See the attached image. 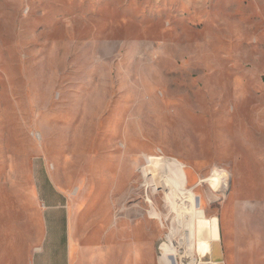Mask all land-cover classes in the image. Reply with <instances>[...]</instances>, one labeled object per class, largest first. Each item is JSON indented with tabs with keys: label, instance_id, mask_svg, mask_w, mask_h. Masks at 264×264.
I'll list each match as a JSON object with an SVG mask.
<instances>
[{
	"label": "rangeland",
	"instance_id": "obj_1",
	"mask_svg": "<svg viewBox=\"0 0 264 264\" xmlns=\"http://www.w3.org/2000/svg\"><path fill=\"white\" fill-rule=\"evenodd\" d=\"M165 157L203 243L212 219L227 244L264 227V0H0V264L95 228L156 258L181 219L149 164Z\"/></svg>",
	"mask_w": 264,
	"mask_h": 264
},
{
	"label": "crops",
	"instance_id": "obj_2",
	"mask_svg": "<svg viewBox=\"0 0 264 264\" xmlns=\"http://www.w3.org/2000/svg\"><path fill=\"white\" fill-rule=\"evenodd\" d=\"M209 1L217 3V0ZM124 228L114 231L115 235L111 238L109 234L112 230L95 228L101 233L100 240L87 246L77 243L72 235L75 231H69L68 241L63 249L64 257L57 255L56 247L51 245L48 255L35 257L28 264H148L147 261H150L149 264H158L151 252L150 260L138 255L130 256V244ZM241 230L238 233L234 230L233 241L227 244L224 240V231L220 232L218 229L220 264H264V227L251 226ZM225 233L230 238L231 232L226 230ZM231 250H233L232 255H230ZM206 253L207 251L204 250V254ZM202 255V252L198 255L200 264H215L212 261H202Z\"/></svg>",
	"mask_w": 264,
	"mask_h": 264
},
{
	"label": "bare ground",
	"instance_id": "obj_3",
	"mask_svg": "<svg viewBox=\"0 0 264 264\" xmlns=\"http://www.w3.org/2000/svg\"><path fill=\"white\" fill-rule=\"evenodd\" d=\"M149 164L153 168L154 174L158 175L160 178H166V176H172V180L180 185V192L178 195L171 196L169 192V198L167 200V205L175 210L177 214L180 213V220H176L177 226L185 229L187 233L191 236H197V250L198 255L202 252V261H212L215 264H220L219 261V249H218V225L216 219H212L208 227V242L203 243L202 229H203V218L199 215V199L192 191L193 189L187 190L183 182L185 181L179 173V168L174 167L176 165L173 163L172 159L169 157L157 158L156 160H150ZM229 176L224 170L216 169L207 178L208 185L218 190L222 187V191L229 188ZM220 185V186H219ZM223 191V192H224ZM175 213V214H176ZM194 233V235H193ZM197 233V234H196ZM200 234V235H199ZM204 250L207 251L204 254Z\"/></svg>",
	"mask_w": 264,
	"mask_h": 264
},
{
	"label": "built area",
	"instance_id": "obj_4",
	"mask_svg": "<svg viewBox=\"0 0 264 264\" xmlns=\"http://www.w3.org/2000/svg\"><path fill=\"white\" fill-rule=\"evenodd\" d=\"M196 238L197 236H191L185 229L178 227L176 221L175 224L171 222L170 229L158 245L157 263L200 264Z\"/></svg>",
	"mask_w": 264,
	"mask_h": 264
}]
</instances>
